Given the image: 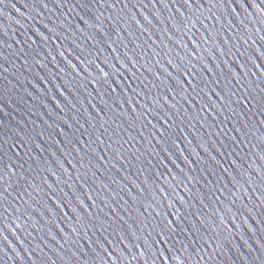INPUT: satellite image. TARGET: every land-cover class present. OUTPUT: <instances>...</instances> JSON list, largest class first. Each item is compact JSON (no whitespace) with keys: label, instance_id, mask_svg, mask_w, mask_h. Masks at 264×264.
Returning a JSON list of instances; mask_svg holds the SVG:
<instances>
[{"label":"water","instance_id":"obj_1","mask_svg":"<svg viewBox=\"0 0 264 264\" xmlns=\"http://www.w3.org/2000/svg\"><path fill=\"white\" fill-rule=\"evenodd\" d=\"M0 264H264V0H0Z\"/></svg>","mask_w":264,"mask_h":264},{"label":"snow or ice","instance_id":"obj_2","mask_svg":"<svg viewBox=\"0 0 264 264\" xmlns=\"http://www.w3.org/2000/svg\"><path fill=\"white\" fill-rule=\"evenodd\" d=\"M87 5H81V7L83 8V7H86Z\"/></svg>","mask_w":264,"mask_h":264}]
</instances>
